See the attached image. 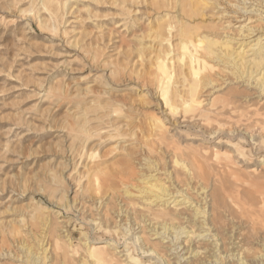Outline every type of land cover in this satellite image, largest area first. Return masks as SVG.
Here are the masks:
<instances>
[{
  "label": "rangeland",
  "instance_id": "374dc122",
  "mask_svg": "<svg viewBox=\"0 0 264 264\" xmlns=\"http://www.w3.org/2000/svg\"><path fill=\"white\" fill-rule=\"evenodd\" d=\"M180 1L71 0L70 5L72 6L66 17L69 20L65 24L66 32L63 31L65 29L63 25L55 32L51 27L53 24L51 22L48 23L50 26L39 27L37 16H49L44 10L38 14V7L33 12L27 11L30 6L28 0H17V2L0 0V264H33L31 258L26 256L22 244H30L33 251L42 252L40 240L46 238L47 241L48 238L50 240L53 238L48 224H44L51 217L55 218V222H57L55 223L56 232L62 226L61 224L64 225L62 220L68 221L65 224H69L67 229L73 240V245H82V248H86L87 242L92 241L93 238H115L122 243H127L131 246V252L134 255L137 254L134 245L122 233L111 235L104 231H98V229H92L86 224V220H90L92 216L99 217L100 213L105 212L106 200L110 199L113 202L109 203L110 207L106 212L113 219L115 218V221L120 219L114 212L118 209L119 202L128 203L127 206L130 209L139 212L137 213L139 217H141L142 210L143 213L146 211V213H152V205L151 207L147 205L145 200L154 198L150 197L148 193H142L143 188H146L147 185L146 180H143L146 173L156 174L157 172H151L152 169L148 165H139V161L151 164L148 160H157L159 166H162L161 168H166L168 167L165 160L167 154L163 153L165 148L177 147L178 160L182 161L185 157L187 158L185 153H188L190 148L186 145L189 146V143L199 146L210 143L215 145L220 153L231 154L232 149L229 145L234 141L248 149L246 157L253 165H257V161L263 159L264 143H257L252 136V134L261 135L260 125L247 119H241V122L237 123V120L228 116L231 115L229 113L231 107L232 109L246 110L250 105L259 106L261 101L264 102L263 92L258 91L260 89L255 86L254 82L251 84L243 81L242 75V70H248V65L254 66L250 62H254L259 50L257 37L261 36L264 42V1L239 2V0H232L231 2H234L232 4L228 3L229 0H219L220 4L210 5L204 8V12L199 11L195 15H190L189 8H186L185 11L180 9ZM53 6L54 4L50 5L51 8ZM237 7L248 8L249 14ZM254 8L260 10L254 11L252 10ZM27 12L28 14H24ZM165 20L173 21L176 27L170 40L164 41L162 45L159 44L158 47L161 49H166L169 42L172 45H177L179 37L176 35V29L180 25L199 26L200 32L203 34L205 32L209 34V26L221 27L219 40L226 41L231 38L228 43L231 51H234L233 56L228 58L219 52L223 61L220 58L219 60L215 58L212 61L215 67L210 74L215 80L216 87L212 88L214 86L208 85L203 89V92L212 90L214 95H219L217 104L220 106L224 102L227 103L224 110L228 115L226 113L225 115H213L210 122L202 127H189L186 126V123L175 126L174 118H168V114H166L165 105L158 97L154 83L144 81L143 77L137 73L138 69L144 68L142 64L145 65L147 55L156 51L155 47L158 43L152 39L153 28L158 27L160 22L161 24L165 23ZM227 20L231 21V25L222 28L226 25ZM221 23L224 25L220 26ZM242 24L247 25V29L243 30L242 35L232 36L225 33L228 30L239 29ZM117 25L119 26L116 27ZM233 25H235V29H233ZM77 42L85 43L87 51L75 46ZM141 44H152L144 51V58L138 57V51L135 48ZM120 45H122L121 49H119ZM237 54L240 56L237 57ZM242 56L245 58L241 61L239 59ZM234 60H239L246 65H243L239 70L232 63ZM240 62L238 65L241 64ZM113 69L116 73L111 75V79L115 81L112 91L116 98L113 100L112 108L114 106L122 107L123 111L117 115L113 113L112 117L114 122L121 123L119 132L121 134L115 131L113 132L114 137H108V128H104L103 133L95 137L94 141L89 142L91 144L87 148L89 150V148L95 147L100 154L94 159H89L88 154L85 153L84 158L82 157L84 160L82 158L80 160L79 152H85L81 151L83 138L79 137L80 133L77 134V130H74L77 127V120L73 115L80 112L81 106H77L80 102L90 111L92 118L90 126L93 130L107 125L110 118L107 115L104 116V112L110 111L111 107L106 104L107 96L102 95L100 91L105 87L102 73L109 74ZM177 78L181 79L182 77L179 75ZM129 80L132 81L131 85H134V82L139 85L146 83L145 87L149 89V92L146 89L142 90L138 85H135L133 89L129 88L130 85L126 84ZM120 82L123 83L116 84ZM178 86L179 89L183 88L180 84ZM230 88L233 89L232 93L238 91L245 96L234 97L229 94ZM261 97H263L262 100H260ZM99 101L105 104H99ZM95 109L97 111H94ZM95 112L102 115L105 120L94 119ZM154 114L161 116L168 128L166 133H162L161 142H158L156 137H152L154 136L153 130L149 123H153ZM222 119L223 121H221ZM222 122L226 123L225 126H220L219 123ZM173 127H177V129L174 130ZM175 132L177 133L176 137L173 135ZM217 142L218 144H216ZM167 143H169L168 146L170 143L172 146L167 147ZM132 150H134V154ZM76 163H79L77 170L74 169L77 166ZM85 164L104 170L106 180H104L102 190H105L107 195H104L102 191L97 192V185L91 178L90 189L88 188L91 193L86 191L88 189H85L86 192L84 191L89 196L86 197L88 199L85 201L81 200L82 197L81 199L78 197L81 190H77L74 178L78 173L87 169L88 166ZM259 169L264 172L263 160ZM179 171L181 172L182 169ZM56 172L64 173L65 178H62L61 182L49 183V178ZM242 172V176H248L246 172ZM183 173L181 174L183 177H180L181 181H189ZM159 175L161 178L166 176L161 173L157 176ZM216 176V173L211 171L209 180L206 181L202 176L197 175L193 182L194 184L198 183L197 186L201 188L204 185H211L210 181H216ZM205 178L207 179V177ZM88 180H84L83 183L88 184ZM165 181L161 180V182ZM107 186L110 188H106ZM125 186L126 189H131L133 192L132 204L131 197L125 193ZM41 187L44 189L41 190ZM69 189V199L75 197L77 201L74 206L64 207L57 203V198ZM171 190H173V185ZM76 191L79 195L75 193ZM192 194L197 196V192ZM168 199L169 196L165 195L164 200H158L155 203L161 204ZM173 199L174 197L169 200L171 207L177 203H180L177 205L178 208L192 209L194 207L190 202H178L183 199L182 197H177L172 202ZM65 200L64 197L61 199V201ZM97 200L100 202L95 206ZM35 202L44 206L45 210L41 211L39 208L37 218L30 217L29 219L30 211L33 212L37 208ZM82 202H85L87 206L85 212L76 208V206H81ZM167 205L169 204L167 203ZM25 208L29 212L27 217L24 214L27 213ZM86 217L88 219H85ZM139 217L138 220H140ZM21 221L24 224H21ZM157 226L159 225L157 224ZM12 228L16 229V232L11 234L10 229ZM143 229L140 227L138 231L142 230L140 234H144V240L160 249L164 259L171 258L163 250L169 244H173L170 238L163 239L161 238L163 236L158 234L151 236L152 232L149 228ZM204 234L208 233L204 232ZM180 236L178 241L175 239V242L181 245L179 250H182L184 244H187L186 248L196 251L195 246L198 244L196 242H203L205 239L196 233L189 235L185 233ZM158 241H162V243ZM186 248L180 251V254L185 256V260L190 255L187 254L189 249ZM62 253L58 252L57 258H54L55 260L53 259L51 263L71 264L67 261L68 258L64 259ZM171 253L169 252V254ZM172 257L174 256L172 255ZM76 258L79 260L80 257ZM141 261L147 263V258L142 257ZM235 261L238 262V260ZM151 263L159 264L155 260ZM75 264H81V262L78 261Z\"/></svg>",
  "mask_w": 264,
  "mask_h": 264
},
{
  "label": "bare ground",
  "instance_id": "6f19581e",
  "mask_svg": "<svg viewBox=\"0 0 264 264\" xmlns=\"http://www.w3.org/2000/svg\"><path fill=\"white\" fill-rule=\"evenodd\" d=\"M14 1L17 2V0ZM70 1L71 0H28L30 6H28L29 9H27V11L33 12L37 7L38 14H40L39 12L41 10L46 11L49 17H42V15L37 16L39 27L45 28L46 26H50L48 23L51 22V24L53 23L51 27L55 32L61 28V25L65 27L63 31L66 32L65 24L69 22L66 17L68 15V10L72 6L70 5ZM231 1L232 0H229L228 3L233 4L234 2ZM239 2H246V0H239ZM51 4H54L52 8L50 7ZM213 4H220L219 0H181L179 2V7L183 11H185L186 8H189L188 12L190 15H195L199 11L204 12V8ZM237 8L244 10L245 13L249 14L247 11L248 8ZM252 10L259 11L260 9L254 8ZM24 14H28V12ZM22 18L25 19L23 16ZM167 20H165V23L162 22V24L160 22L158 27L153 28L151 32L152 39L154 42L158 43L157 47H155L156 51L147 55L145 65L142 64L144 68L138 69L137 73L143 77L144 81L154 83L158 97H160V100L165 105L166 114H168V118H174L175 126L186 123V126L189 127H202L207 124V122H210L213 115H225L226 113L224 109L227 103L224 102L223 105L220 106L217 104L219 95H214V91L212 90H205L204 93L203 89L208 85L214 86L212 88L216 87V85H214L215 80L210 74L215 67L212 61L215 58L219 60V52L225 54L228 58L233 56L234 51H231V47L228 43L231 41V38L226 39V41L219 40L221 37V27L209 26V34L206 32L203 34L200 32L199 26L188 27L180 25L176 29V35L179 37L177 45H172V43L169 42L166 49H161L158 47L159 44L162 45L164 41L170 40V36L174 35V28L176 27L173 21ZM222 25L224 24L221 23L220 26ZM230 25L231 21L227 20L226 25L222 26V28ZM118 26L119 25L116 27ZM234 26L235 25H233V27ZM246 27V24H242L239 29H236L235 31L228 30L225 31V33L231 34L232 36L238 34L242 35L244 33L243 30L247 29ZM235 28L236 27L233 29ZM233 32L235 33L232 34ZM210 35L213 36L211 37ZM256 40L257 45H259V50L257 51V57H259V59L256 57L254 62H250L253 63L254 66L250 67V65H248V70H242V75L243 81L251 84L254 82L255 86H258V89H260L258 91L261 93L263 92L262 95L264 96V42L261 36H258ZM75 46H78L81 50L87 51L85 43L83 42L82 44L77 42ZM151 46L152 44H141L136 46L135 48L138 51V57L144 58V51ZM120 47H122V45L119 46V49H121ZM240 54H237V57H239ZM243 58L245 57L242 56L239 60L242 61ZM220 59L223 61L222 58ZM239 60H234L232 63H234V65L240 70V68L246 64ZM239 62L241 63L240 65H238ZM255 72L257 73L255 74ZM115 73L116 71L114 69L110 70L109 74L105 72L102 73L105 87L102 88L103 90H101L100 93L107 96L106 104L111 107L110 111L104 112V116L107 115L110 118L107 125L93 130L90 126L92 121L90 111L87 107L82 106L80 102L77 104L78 107L81 106V109L80 112H76L73 115L77 120V127H75L74 130H77V134L80 133L79 137L81 136L83 138L81 142V151H85L79 152L80 160L82 157L84 158L85 153L88 154L89 159H94L100 154H98L99 151L98 149H95V147H91L89 150H87V148L90 147L89 145L91 143L89 144V142L92 140L94 141L95 137H98L103 133L104 128H108V137H114L113 132L116 131L119 133L121 131V123L118 121L117 123L114 122L112 117L113 113H116L117 115V113L120 114L119 112L123 111L122 107L114 106V108H112L114 104L113 100L116 97H114L115 94L114 91H112L115 81L111 79V75ZM179 75H181V79L177 78ZM122 83L123 82L116 84ZM126 84L130 85L129 88L131 89H133L135 85L140 86L142 90L147 88L145 87L147 85L146 83L139 85L137 82H134V85H131V80ZM179 84L183 87L182 89H179ZM146 90L149 92V89ZM232 90L233 89L230 88L229 94L234 97L239 95L245 96V94L238 91L232 93ZM262 99L263 97H261L260 100ZM99 104L105 103L99 101ZM259 104V106L250 105L246 110L240 108L232 109L231 107L229 109L231 115L228 117L237 120V123L241 122V119H247L260 125L262 129L261 135L255 136L252 134V136L257 143H264V102L261 101ZM94 111L97 110L95 109ZM153 118V123H149L153 130L152 134L154 136L152 137H156L158 142H161L162 133H166L168 128L161 116L154 114ZM94 119L99 121L105 120L98 112H95ZM223 119L221 121H223ZM219 124L220 126H225L226 123L222 122ZM175 129H177V127L174 128V130ZM176 132H178V130H176ZM176 132L173 133V135L177 134ZM218 142L216 144H218ZM168 144L169 143L166 145L167 147L172 146L171 143L170 146H168ZM229 146L232 149L231 154L228 152L220 153L217 151L216 146L210 143L204 144V146L189 143V146L186 145V147L190 148L189 152H184L187 154L188 159L184 156L186 160H184V158L182 161L178 160L177 147L174 146L172 149L164 147V152H162L165 155L167 154L165 160L168 167L166 168H161L162 166H159L157 160H148L151 164L142 163V161L138 160L140 162H138L139 165H148L150 169H152L151 172L155 171L158 174L161 173V175H166L161 178L160 175L157 176V173H146L144 176L143 181L146 180L147 185L145 186L146 188H143L142 193H148L150 194V197L154 198L153 200L150 198L145 200L147 205H150V207L152 205L151 208L153 212L146 213V211L143 213L142 210V213H140L141 217H139L137 216V213L139 212L130 209L127 206L128 203L122 204L119 202L117 205L118 209L114 212L115 214L117 213L116 216L120 219L115 221V218L113 219V217L109 216V213L106 212L110 207L109 203L113 202L110 199L109 201L106 200L107 202L105 205L107 208L105 209V212L100 213L99 217L92 216L90 220H86V224L92 229H98V231H104L111 235L113 233L115 235L122 233L130 240L132 245H134L137 254L134 255L131 252V246L127 243H122L115 238H93L92 241L87 242L86 248H82V245H73V240L69 236L67 229L69 224H65V222L68 221L62 220L64 225L61 224L62 226L60 229L58 228V231L56 232L55 223L57 222H55V218L51 217L50 219H47L44 224H48L49 231L52 232L53 238L51 240L48 238L47 241L46 238L40 240L42 242V252L33 251L30 244H22L23 249L25 248L26 256L31 258L33 264H54L51 263V261H53L54 258H57L58 252H63L64 259L66 260V258H68L67 261L71 264H75L78 261H80L81 264H152L151 262L153 260L159 264H238L239 261H241L239 264H264V172L259 169L262 160L264 162V157L257 161L259 163H256L258 166L253 165L246 157L248 149H245L242 144L233 141ZM133 151L134 150H132V153ZM132 153H130V155H132ZM145 160L147 159L145 158ZM76 165L77 166L74 165L75 170H77L79 163H76ZM86 168L87 169L84 168L85 170L78 173L74 178L76 181V187H78L77 190H81L80 196H78L79 194L77 191L75 193L78 194L77 196L80 197V199L82 197L81 200L88 199L86 198L88 195H86L84 191L90 187L91 178L94 179V183L97 185V192L105 191L102 190L104 180H106L104 177V170L99 167L92 168L88 166ZM178 168L180 170L182 169V171L180 172ZM211 171L217 175L216 181H210L211 185H204L200 188L197 186L198 183L194 184L193 179H196L197 175L202 176L206 181L209 180ZM242 171L246 172L248 176H242ZM182 172H184L183 174L186 175V178L189 181H181L182 178L180 179V177H183V175L181 176ZM205 177H207V179ZM62 178H65L64 173L56 172V174H53L51 178H49V183L61 182ZM87 179L89 180L86 186L83 181H87ZM161 180L166 181L161 182ZM169 181L170 184L167 185ZM172 185L173 190H171ZM106 188H108V186ZM43 189L44 187H41V190ZM89 189L86 191H89ZM37 191L39 193V187ZM69 192L70 189L65 190L63 195L61 194L62 196L57 198V203L64 207H68L69 205L74 206L77 199L75 197L69 199ZM193 192H197V196H194L195 194H192ZM125 193L127 196L131 197L130 200L132 204L133 192L131 189H126L125 186ZM104 195H107L106 192H104ZM165 195L169 196L168 200L163 201L161 204L158 202L155 203L158 200H164ZM63 197L66 198L65 201H61ZM172 197H174L172 202H174L177 197H182L183 199L178 200V202H190L194 207L192 209L178 208L177 205L180 203L171 207V202L169 200ZM40 199L43 200L42 197H40ZM95 202V206H97L100 201L97 200ZM35 203L37 204V208H35L36 210L32 208L34 211H30V215H28L29 219L30 217L33 219L37 218L39 215V208L41 211L45 210L44 206L38 202ZM167 203L169 205L166 206ZM32 206L34 207V205ZM27 207L29 208V206ZM86 207L85 202H82L81 206H76V208L82 212H85L84 210ZM25 209H23V211ZM24 214H26L27 217V214H29L28 210L27 213ZM138 217L140 220H138ZM20 219L22 220V217ZM85 219L88 218L86 217ZM19 221L20 220L18 219V222ZM23 221H21V224H24ZM157 224L159 226H157ZM140 227H142V229L149 228L152 232L151 236L158 234L163 236L161 237L163 239L166 237L170 238V241L173 242V244H169L166 246V249L163 250L168 254L167 256H170L171 258L164 259V255L160 249L147 243V241L144 240V234H140L142 230L138 231ZM10 232L12 234L16 232V229L12 228L10 229ZM204 232H207L208 234H204ZM185 233L186 235L196 233L198 236H203V238H205L203 239V242H196L198 243L195 246V249H197L196 251L186 248V246L188 247L187 244H184V247L182 246L183 249H189L187 254L190 255L186 257V260L185 256L180 254V251L183 250H179L181 245H178L175 242L176 240L178 241L181 234L183 235ZM158 242L162 243V241ZM169 252L172 253L169 254ZM172 255L174 257H172ZM77 256L80 257L79 260H76ZM142 257L147 258V263L141 261ZM235 257H237V259H235ZM235 260H238V262Z\"/></svg>",
  "mask_w": 264,
  "mask_h": 264
}]
</instances>
